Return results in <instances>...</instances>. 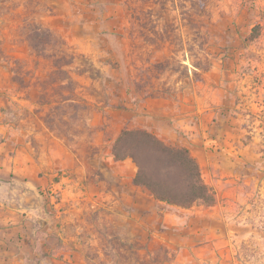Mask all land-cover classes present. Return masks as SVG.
<instances>
[{"label":"rangeland","instance_id":"1","mask_svg":"<svg viewBox=\"0 0 264 264\" xmlns=\"http://www.w3.org/2000/svg\"><path fill=\"white\" fill-rule=\"evenodd\" d=\"M124 129L188 148L220 209L149 198ZM206 220L203 264H264V0H0V264H174Z\"/></svg>","mask_w":264,"mask_h":264},{"label":"trees","instance_id":"2","mask_svg":"<svg viewBox=\"0 0 264 264\" xmlns=\"http://www.w3.org/2000/svg\"><path fill=\"white\" fill-rule=\"evenodd\" d=\"M259 29L254 28L252 38ZM112 155L115 161L132 160L137 167L133 184L165 206L190 209L217 202L199 162L186 147L169 145L144 129H124L113 144Z\"/></svg>","mask_w":264,"mask_h":264},{"label":"crops","instance_id":"3","mask_svg":"<svg viewBox=\"0 0 264 264\" xmlns=\"http://www.w3.org/2000/svg\"><path fill=\"white\" fill-rule=\"evenodd\" d=\"M127 161V160H126ZM123 161V162H126ZM135 174L131 176V180H133ZM137 187V186H136ZM139 188V187H137ZM141 189V188H139ZM146 195V194H145ZM149 198L155 199L147 194ZM159 203V202H157ZM161 204V203H159ZM164 205V204H161ZM172 209H176V211L180 213H186L185 219L186 222L189 220L187 226L190 228V230L194 229V223H201L203 220V217H206V215L214 214V210H219L218 206H212V207H204V206H194L190 209H183L179 207H170ZM174 216V215H173ZM176 216L175 222L173 221L172 225H179V221L181 218L179 216ZM178 217V218H177ZM162 223H166L165 221H162ZM203 229H199V231H191L190 235L182 236L180 235V240H177L180 245H182L181 251L177 254L175 257L174 264H203L204 255H208L209 252H211L213 255H216V248H214L213 244L216 245V231L211 228L210 221L208 222L206 220L205 224L203 225ZM193 228V229H192ZM210 228L209 231H211V235H208V232L206 229ZM195 234V235H194Z\"/></svg>","mask_w":264,"mask_h":264}]
</instances>
